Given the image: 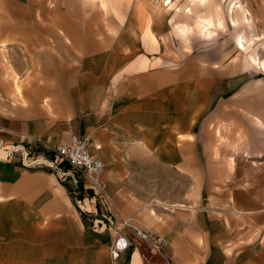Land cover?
Wrapping results in <instances>:
<instances>
[{
    "label": "crops",
    "instance_id": "crops-1",
    "mask_svg": "<svg viewBox=\"0 0 264 264\" xmlns=\"http://www.w3.org/2000/svg\"><path fill=\"white\" fill-rule=\"evenodd\" d=\"M143 2L135 27L155 43L150 23L161 30L167 10L146 2L149 18ZM192 10L183 21L177 12L173 28L185 38L193 19L213 37ZM23 22L5 19L0 39L28 47ZM135 27L111 49L102 37L90 51L85 35L59 36L52 50L13 61L19 83L0 70V141L56 146L89 137L111 209L90 201L82 181L0 159V264H264V98L222 97L234 85L220 87V76L240 66L222 69L216 49L184 65L172 59L180 52L141 54ZM79 190L91 215L75 205ZM102 218L107 225L94 227ZM125 219L167 245L156 253L133 245L114 259Z\"/></svg>",
    "mask_w": 264,
    "mask_h": 264
},
{
    "label": "rangeland",
    "instance_id": "rangeland-1",
    "mask_svg": "<svg viewBox=\"0 0 264 264\" xmlns=\"http://www.w3.org/2000/svg\"><path fill=\"white\" fill-rule=\"evenodd\" d=\"M141 1L154 3L158 7L164 5V9L167 10L161 30L156 28L153 21L150 23V29L157 37L155 43L144 38L143 29L135 27V6L138 0H0V35L3 33L5 19L11 18L13 23L26 20V23L23 22V28L26 30L28 44L27 47L26 44L15 41L4 43L0 39V44H5L4 51L0 50V70L2 73L3 68L6 70L4 76L6 79L19 83L20 76L14 73L13 61L16 63L20 57L52 50V46L57 44L53 40H57L59 36L67 39L69 35H85L88 42L84 44L89 46L90 51L98 47L95 40L102 37L107 40L108 49H111L115 44L113 42L115 36L127 33V30L134 26L135 33L139 34L136 44L141 54L153 58L163 53L169 56L166 53L180 52L182 57L172 59L180 60L184 65L191 64L195 60V55L202 53L203 50L216 49L220 56L215 64L224 67L222 69L234 63L240 66L235 75L226 76L223 73V76H220V87L225 85L228 79L234 85L233 92L229 95L223 94L222 97L264 98V0ZM146 2H143L147 8L145 14L150 18L152 15ZM187 6L198 13L197 17L204 18L205 23L212 24L209 33L213 37L208 39L201 36L193 19L188 21L190 32L185 38L173 28L171 18L178 12L180 20L183 21ZM62 44H65L63 47L65 48L67 44L75 43ZM80 44L82 43H76ZM239 47L243 50L239 51ZM173 55L175 54H171L170 57ZM10 61L13 64H10ZM243 66L246 68L243 69ZM251 110L256 112L254 106ZM10 147L12 146L3 144V148ZM81 196L83 198L79 190L74 198L75 205L78 206L77 201L82 199ZM92 223L94 226V220Z\"/></svg>",
    "mask_w": 264,
    "mask_h": 264
},
{
    "label": "built area",
    "instance_id": "built-area-1",
    "mask_svg": "<svg viewBox=\"0 0 264 264\" xmlns=\"http://www.w3.org/2000/svg\"><path fill=\"white\" fill-rule=\"evenodd\" d=\"M90 144L89 137L78 135H72L70 142L56 146H50L48 143L37 140L27 145L20 144L3 148L0 141V159L18 164L24 169L55 173L62 180L73 178L77 185L82 181L85 184V190L90 194L88 199L110 212L109 198L106 194L107 184L103 178L105 166L101 159L90 154ZM77 203L83 213L91 215L92 212L86 207L85 198L79 199ZM106 225L104 218L94 220V227L98 229ZM122 226L125 229L128 228L129 231L119 234L113 242L110 253L114 259L128 251L133 245L149 243L150 250L155 253L160 252L167 245L164 238H153L142 229L132 226L130 219L123 220Z\"/></svg>",
    "mask_w": 264,
    "mask_h": 264
},
{
    "label": "bare ground",
    "instance_id": "bare-ground-1",
    "mask_svg": "<svg viewBox=\"0 0 264 264\" xmlns=\"http://www.w3.org/2000/svg\"><path fill=\"white\" fill-rule=\"evenodd\" d=\"M167 4H168V2H167Z\"/></svg>",
    "mask_w": 264,
    "mask_h": 264
}]
</instances>
